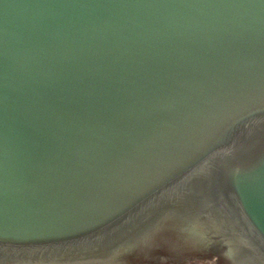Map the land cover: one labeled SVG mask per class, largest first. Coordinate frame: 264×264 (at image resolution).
<instances>
[{"label":"water","instance_id":"95a60500","mask_svg":"<svg viewBox=\"0 0 264 264\" xmlns=\"http://www.w3.org/2000/svg\"><path fill=\"white\" fill-rule=\"evenodd\" d=\"M0 264H264V0H0Z\"/></svg>","mask_w":264,"mask_h":264}]
</instances>
